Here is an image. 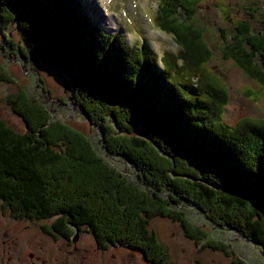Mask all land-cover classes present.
Wrapping results in <instances>:
<instances>
[{
  "label": "trees",
  "instance_id": "1",
  "mask_svg": "<svg viewBox=\"0 0 264 264\" xmlns=\"http://www.w3.org/2000/svg\"><path fill=\"white\" fill-rule=\"evenodd\" d=\"M165 1L155 22L179 51L159 60L146 41L129 47L121 36L104 34L80 0H0L2 38V31L15 29L27 50L6 40L10 48L66 80L73 108L139 182L110 168L84 134L52 121L19 89L3 100L25 131L0 119V205L15 218L54 219L52 229L67 239L85 228L99 247L137 251L150 264H169L151 220L179 224L189 240L205 236L184 219L189 207L264 254V118L225 123L228 90L207 67L212 51L195 20L198 0ZM247 12L249 19L237 22L225 16L232 36L222 37L220 52L257 83L259 89L245 95L258 103L264 98V27L254 31L256 9ZM2 82L11 79L0 66Z\"/></svg>",
  "mask_w": 264,
  "mask_h": 264
},
{
  "label": "rangeland",
  "instance_id": "2",
  "mask_svg": "<svg viewBox=\"0 0 264 264\" xmlns=\"http://www.w3.org/2000/svg\"><path fill=\"white\" fill-rule=\"evenodd\" d=\"M80 1L84 6V13L92 20L94 26L109 36H121L127 46L141 45L146 41L159 60L164 53L174 54L179 51L172 35L161 30L155 22L158 8L166 2L165 0ZM197 7L196 23L204 28V42L212 51V58L207 67L220 77L228 90L229 101L224 112L225 123L232 127L242 119L264 118V98L254 103L245 95L249 90L257 91L259 89L257 83L246 77L233 62L223 60L220 52L225 44L222 37L225 36L228 41L232 36V24L225 16L233 22L247 20L248 14L251 13L247 12V9H256L251 25L254 31L262 30L264 0H198ZM221 9L223 11H220ZM2 33L5 40L0 34V66L11 79V83H0V119L18 133L25 131L22 120L3 101L5 97L23 89L48 110L52 121L64 123L84 134L110 168L122 174L127 181L139 183L133 169L126 161L110 155L103 149L99 130L91 125L89 119L73 108L69 99L70 90L65 91L64 82L58 74L29 53L26 57L21 56L20 49L15 48L16 46L10 48L6 40H11L24 51L27 50V46L20 41L15 29H8ZM182 211L190 228L205 235L203 237L199 235L198 242L186 238L179 224L170 220L155 218L150 222V230L166 249L169 264H234L235 260H239L241 264H264V254L261 249L251 245L234 231L218 227L194 208L185 207ZM7 218L9 220L0 219V229L6 224L19 221L10 214ZM53 221L54 219L34 222L39 226H48ZM26 225L31 226V238L35 243L49 245V239L43 236L37 225L31 223ZM22 226L23 224L19 228L21 229ZM77 235L75 248L69 246L71 243L56 244L67 245L65 252L62 253L66 264H150L137 251L119 246H109L106 251L97 248L92 234L85 228L79 230ZM74 236L75 234L70 238L74 239ZM208 243L222 247L229 256H226L222 250L209 248ZM51 255L57 257L58 250L55 252L52 250Z\"/></svg>",
  "mask_w": 264,
  "mask_h": 264
},
{
  "label": "flooded vegetation",
  "instance_id": "3",
  "mask_svg": "<svg viewBox=\"0 0 264 264\" xmlns=\"http://www.w3.org/2000/svg\"><path fill=\"white\" fill-rule=\"evenodd\" d=\"M0 219L9 220L7 210L0 205ZM5 212L7 214H5ZM13 217V216H12ZM15 218V217H14ZM19 221H14V224H6L3 229H0V264H66L62 253L65 252L66 246H58L56 244L71 243L73 248L77 246L76 230L74 239H67L60 233L54 232L52 225L39 226L34 220L25 218H15ZM31 223L37 225L43 236L49 239V245L35 243L31 238V226L26 224ZM23 224L21 229L19 226ZM71 239V240H70ZM97 248H101L97 245ZM107 248H101L106 251ZM58 250L59 255L53 257L51 251Z\"/></svg>",
  "mask_w": 264,
  "mask_h": 264
},
{
  "label": "water",
  "instance_id": "4",
  "mask_svg": "<svg viewBox=\"0 0 264 264\" xmlns=\"http://www.w3.org/2000/svg\"><path fill=\"white\" fill-rule=\"evenodd\" d=\"M62 80H63V82H64V85H65V88L67 89V87H68V85H67V82H66V80L65 79H63L62 78V76H60V75H58ZM76 236H75V239L77 238V234H78V229L76 230Z\"/></svg>",
  "mask_w": 264,
  "mask_h": 264
},
{
  "label": "clouds",
  "instance_id": "5",
  "mask_svg": "<svg viewBox=\"0 0 264 264\" xmlns=\"http://www.w3.org/2000/svg\"><path fill=\"white\" fill-rule=\"evenodd\" d=\"M94 25V24H93Z\"/></svg>",
  "mask_w": 264,
  "mask_h": 264
}]
</instances>
